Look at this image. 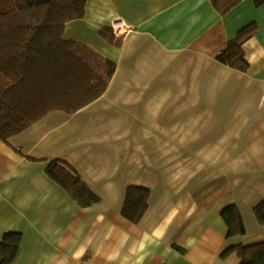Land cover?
<instances>
[{
  "label": "crops",
  "instance_id": "crops-1",
  "mask_svg": "<svg viewBox=\"0 0 264 264\" xmlns=\"http://www.w3.org/2000/svg\"><path fill=\"white\" fill-rule=\"evenodd\" d=\"M114 22L118 48L99 35ZM251 22L247 71L218 62ZM64 35L116 69L91 104L0 139V241L21 237L13 264H238L221 255L264 241V4L221 16L209 0H86ZM54 160L100 201L80 207L47 176ZM129 187L149 191L136 224L121 215ZM229 207L243 235H227Z\"/></svg>",
  "mask_w": 264,
  "mask_h": 264
},
{
  "label": "trees",
  "instance_id": "trees-1",
  "mask_svg": "<svg viewBox=\"0 0 264 264\" xmlns=\"http://www.w3.org/2000/svg\"><path fill=\"white\" fill-rule=\"evenodd\" d=\"M224 16L242 0H209ZM255 6L264 0H251ZM86 0H0V139L6 142L46 114L61 111L74 114L91 104L106 91L116 65L86 46L64 35L65 24L85 15ZM257 31L251 22L240 28L217 61L240 72L247 63L242 45ZM100 37L115 47L121 46L112 28H102ZM47 176L59 185L80 207L97 204L98 195L64 160L46 167ZM149 191L141 187L126 190L121 215L138 223L147 209ZM264 225V201L254 208ZM221 217L228 236L244 234L234 207L225 208ZM19 234H5L0 241V264H13L20 249ZM234 253L238 264H264V241L227 249L225 258Z\"/></svg>",
  "mask_w": 264,
  "mask_h": 264
},
{
  "label": "built area",
  "instance_id": "built-area-1",
  "mask_svg": "<svg viewBox=\"0 0 264 264\" xmlns=\"http://www.w3.org/2000/svg\"><path fill=\"white\" fill-rule=\"evenodd\" d=\"M122 29V27H120V25H119V23L118 22H114L113 24H112V31H113V33H114V35H115V37L116 38H119V31ZM117 30H119L118 31V33H117Z\"/></svg>",
  "mask_w": 264,
  "mask_h": 264
}]
</instances>
